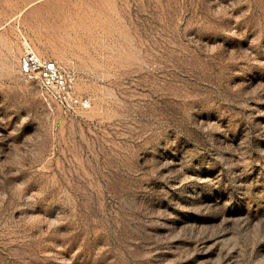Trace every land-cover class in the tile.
Here are the masks:
<instances>
[{"label": "rangeland", "instance_id": "rangeland-1", "mask_svg": "<svg viewBox=\"0 0 264 264\" xmlns=\"http://www.w3.org/2000/svg\"><path fill=\"white\" fill-rule=\"evenodd\" d=\"M0 264H264V0H0Z\"/></svg>", "mask_w": 264, "mask_h": 264}, {"label": "built area", "instance_id": "built-area-1", "mask_svg": "<svg viewBox=\"0 0 264 264\" xmlns=\"http://www.w3.org/2000/svg\"><path fill=\"white\" fill-rule=\"evenodd\" d=\"M19 70L21 74L37 80L46 100H55L70 115L91 107L89 96L76 93L70 68L55 59L38 55L29 44L24 46L19 56Z\"/></svg>", "mask_w": 264, "mask_h": 264}]
</instances>
